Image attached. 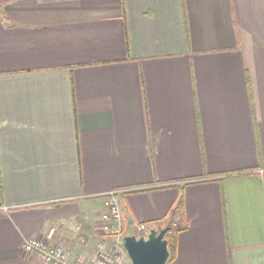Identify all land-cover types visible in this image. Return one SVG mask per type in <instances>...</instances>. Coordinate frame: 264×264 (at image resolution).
Listing matches in <instances>:
<instances>
[{"label":"crops","instance_id":"crops-1","mask_svg":"<svg viewBox=\"0 0 264 264\" xmlns=\"http://www.w3.org/2000/svg\"><path fill=\"white\" fill-rule=\"evenodd\" d=\"M115 190L127 233L181 198L167 264H264V0H0V264L91 259Z\"/></svg>","mask_w":264,"mask_h":264},{"label":"built area","instance_id":"built-area-1","mask_svg":"<svg viewBox=\"0 0 264 264\" xmlns=\"http://www.w3.org/2000/svg\"><path fill=\"white\" fill-rule=\"evenodd\" d=\"M124 192L115 190L103 196L101 228L104 235L111 240L97 241L95 253L91 259L87 260L81 256L74 258L73 250L57 237L59 227L55 225L48 228L45 233L25 240L24 253L44 264H132L124 247V237L127 235L128 226L121 204V194ZM66 227L72 238L79 244L87 243L82 233V223L77 218H72ZM149 230L148 223L140 222L135 225L137 236H147Z\"/></svg>","mask_w":264,"mask_h":264},{"label":"water","instance_id":"water-1","mask_svg":"<svg viewBox=\"0 0 264 264\" xmlns=\"http://www.w3.org/2000/svg\"><path fill=\"white\" fill-rule=\"evenodd\" d=\"M168 230L166 226L160 230L151 228L147 236L125 235L124 247L132 264H167L170 257Z\"/></svg>","mask_w":264,"mask_h":264},{"label":"trees","instance_id":"trees-1","mask_svg":"<svg viewBox=\"0 0 264 264\" xmlns=\"http://www.w3.org/2000/svg\"><path fill=\"white\" fill-rule=\"evenodd\" d=\"M181 206H182V200L180 198L178 202L176 203V205L171 209L170 217L168 218V221L166 224L169 227V230L166 233V238L168 239V247L170 251L169 260L174 255L176 235L180 231L185 229V223L183 219L180 218ZM127 234H134V233L128 232Z\"/></svg>","mask_w":264,"mask_h":264},{"label":"rangeland","instance_id":"rangeland-1","mask_svg":"<svg viewBox=\"0 0 264 264\" xmlns=\"http://www.w3.org/2000/svg\"><path fill=\"white\" fill-rule=\"evenodd\" d=\"M136 233V231L134 232V234Z\"/></svg>","mask_w":264,"mask_h":264}]
</instances>
